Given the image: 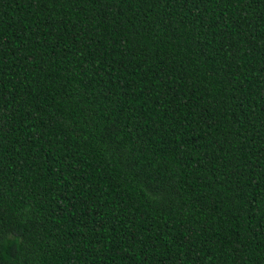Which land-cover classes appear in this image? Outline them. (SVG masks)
I'll return each mask as SVG.
<instances>
[{"label": "trees", "instance_id": "obj_1", "mask_svg": "<svg viewBox=\"0 0 264 264\" xmlns=\"http://www.w3.org/2000/svg\"><path fill=\"white\" fill-rule=\"evenodd\" d=\"M0 264H264V0H0Z\"/></svg>", "mask_w": 264, "mask_h": 264}]
</instances>
